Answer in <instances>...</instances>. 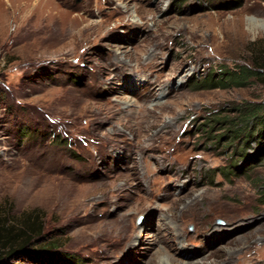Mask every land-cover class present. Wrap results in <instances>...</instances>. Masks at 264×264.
Instances as JSON below:
<instances>
[{
    "label": "rangeland",
    "instance_id": "obj_1",
    "mask_svg": "<svg viewBox=\"0 0 264 264\" xmlns=\"http://www.w3.org/2000/svg\"><path fill=\"white\" fill-rule=\"evenodd\" d=\"M2 20L0 223L69 264H264V152L226 126L264 106V0H0ZM79 20L113 28L62 32Z\"/></svg>",
    "mask_w": 264,
    "mask_h": 264
},
{
    "label": "trees",
    "instance_id": "obj_2",
    "mask_svg": "<svg viewBox=\"0 0 264 264\" xmlns=\"http://www.w3.org/2000/svg\"><path fill=\"white\" fill-rule=\"evenodd\" d=\"M221 71V70H220ZM254 73L245 69L243 71H239L238 73H222V75H226L229 78V81L235 85H242L245 83L250 77H252ZM246 75V76H245ZM258 76L259 74H255ZM211 81V82H210ZM207 79L206 82H209L210 85L214 84V79L210 80ZM218 84L220 81H224L223 79L218 78ZM243 81V82H241ZM240 118L238 121L241 122L239 126L240 128L236 127L233 120H230L226 126H229L227 131V137L230 141L233 140H243L244 149L241 151V158L244 161L249 160V155L246 153V145L248 140L255 139L258 143V148L256 149V154L259 152H264V106L257 105V106H245L244 108L240 109L239 112ZM220 122V121H219ZM250 125V128L247 127ZM253 125V127H252ZM255 154V155H256ZM34 231V223L28 219L25 220L23 225L15 230L14 226L6 227L3 223H0V264H5V260L9 258H23L22 262L27 261L28 264H46L47 262H52V264H69L67 262V256H59L56 248L45 242L44 248L41 247V242L45 241L41 238L40 234L36 235V245L38 248L41 247L39 251L43 249L44 258H40L38 255L32 250L33 244V237L32 232ZM34 233V232H33ZM43 243V242H42ZM35 246V247H36ZM43 246V245H42ZM72 264V263H70Z\"/></svg>",
    "mask_w": 264,
    "mask_h": 264
},
{
    "label": "bare ground",
    "instance_id": "obj_3",
    "mask_svg": "<svg viewBox=\"0 0 264 264\" xmlns=\"http://www.w3.org/2000/svg\"><path fill=\"white\" fill-rule=\"evenodd\" d=\"M103 19V18H102ZM240 22H241V20L239 19V20H237V21H234V28L236 29V28H238V25H240ZM3 23H4V21L2 20V21H0V31H2V29L4 28V26H3ZM135 24H137V23H135ZM249 24H251L253 27L255 26V24L252 22V23H250L249 22ZM114 27H116V26H114ZM113 28V27H112ZM112 28H109V27H107L104 23H101V22H97V23H95V24H88V23H85V21H80L79 20V22L77 23V21L76 22H74V23H71V24H69V26H61V29H62V32L64 33V34H66V33H69V34H72V37L75 39V40H82V39H86L85 38V36H88L86 33L88 32V33H90V32H93V31H99V32H102V33H104V32H111V29ZM107 33V34H108ZM106 34V35H107ZM85 35V36H84ZM63 36V35H62ZM84 36V37H83ZM105 37V36H104ZM117 47V46H116ZM118 49H119V47H118ZM117 49V50H118ZM158 57V56H157ZM114 71V70H113ZM104 78V77H103ZM99 80V79H98ZM115 82V81H114ZM106 84V83H105ZM108 85V84H107ZM97 86V85H96ZM99 86V85H98ZM109 86V85H108ZM109 88V87H108ZM163 89H165V87L163 88ZM109 90V89H108ZM166 90H167V88H166ZM143 117H141V119H140V123H145L146 125V127L144 128L145 130H148V129H150V128H152L153 126H155V122H151V121H143ZM141 128V127H140ZM156 162V161H155ZM160 166H161V164H160ZM156 189V188H155ZM152 190H154L153 188H152ZM145 203H147V202H145ZM152 203V202H151ZM141 205H143V204H141ZM148 205V204H147ZM150 205V204H149ZM140 207V206H139ZM143 207H145V206H143ZM149 209V208H148ZM140 210V209H139ZM140 212V211H139ZM251 224H247V225H243L244 227H248V226H250ZM230 227V226H229ZM218 230H223V229H221V228H219ZM240 230V225L238 224V225H233L232 227H230L228 230H227V232H230V233H236L237 231H239ZM206 231V230H205ZM226 231L225 232H223L224 234L225 233H227ZM134 233L132 232V235H133ZM141 234V233H140ZM122 239V238H121ZM167 239V238H166ZM124 240H125V242H124V245L122 246V251H124V247H127L128 246V243H129V240H130V238L128 239V240H126L125 238H124ZM164 240H165V238H164ZM163 240V241H164ZM155 242V241H154ZM122 244V243H121ZM168 246V245H167ZM176 248V247H175ZM160 254H161V252H160ZM199 256V253H195V256ZM194 256V255H193ZM193 256H191V257H193ZM168 257V256H167ZM165 263V262H164ZM169 264H190V263H183V262H178V261H176L175 259H172V258H170L169 259ZM193 264V263H192Z\"/></svg>",
    "mask_w": 264,
    "mask_h": 264
}]
</instances>
